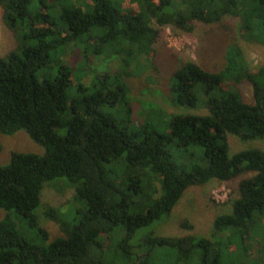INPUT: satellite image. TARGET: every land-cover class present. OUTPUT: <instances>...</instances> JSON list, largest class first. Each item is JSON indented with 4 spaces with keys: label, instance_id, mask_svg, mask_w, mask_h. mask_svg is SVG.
Listing matches in <instances>:
<instances>
[{
    "label": "trees",
    "instance_id": "obj_1",
    "mask_svg": "<svg viewBox=\"0 0 264 264\" xmlns=\"http://www.w3.org/2000/svg\"><path fill=\"white\" fill-rule=\"evenodd\" d=\"M123 1L92 0L86 10L77 0H0L2 23L15 39L14 49L0 56V134L25 131L44 149L11 152L0 166L6 212L0 264H149L156 248L167 249L177 264H218L220 241L195 235L132 241L168 216L187 188L245 175L231 213L214 219L213 235H240L244 242L264 235V150L230 156L227 138L264 141V66L251 70L235 47L220 72L186 61L172 74L171 103L208 114L167 115L149 106L139 127L124 82L167 25L190 32L195 21L234 17L246 42L264 46V0H137V12H126ZM71 46L86 62L116 51L117 70L105 66L92 85L76 83L64 57L53 61L57 50L65 55ZM242 80L251 85L253 104L228 89ZM62 179L74 189V209L69 218L46 211L64 234L49 240L36 215L40 191ZM111 240L112 251L105 246Z\"/></svg>",
    "mask_w": 264,
    "mask_h": 264
},
{
    "label": "rangeland",
    "instance_id": "obj_2",
    "mask_svg": "<svg viewBox=\"0 0 264 264\" xmlns=\"http://www.w3.org/2000/svg\"><path fill=\"white\" fill-rule=\"evenodd\" d=\"M83 9H89L92 0H77ZM137 0H124L126 12L138 10ZM0 7V56H4L15 47V39L1 20ZM235 47L239 52V61L246 63L251 70L264 66V46L246 42L240 34L239 20L226 17L216 24L192 23L191 31L186 32L172 25L159 28V35L151 46V53L142 55L130 70L131 75L124 79L127 84L132 106L133 126L139 127L149 106L161 108L165 114H208L206 109L177 108L171 103L170 81L173 72L184 62L192 61L208 72H220L226 65V53ZM57 50L53 61L64 57V62L71 68L76 83L90 86L95 75L108 70H117L118 59L112 58L116 51L108 49L100 56H91L89 62L81 58L79 48L68 47ZM106 66V67H105ZM54 67V66H53ZM54 72V69H52ZM42 75H38L41 79ZM228 89L238 94L246 104H253L251 85L245 81L229 82ZM229 155L243 150H264V141L259 139L240 140L228 135ZM11 152L42 155L44 149L35 143L25 131H18L11 136L0 134V166L10 160ZM179 166L188 168L186 157L175 153ZM236 180L220 182L212 180L201 186H192L185 190L171 213L153 225L136 232L132 243L141 236L180 238L195 235L211 241H220L218 264H264V235H251L247 240L240 235L223 233L213 235V221L217 216L230 214L231 204L238 197ZM62 180L51 181L40 191L41 204L36 210L39 225L44 228L49 240L62 237L59 224L46 217L49 208L57 209L61 215L69 218L74 209L72 201L74 189ZM6 212L0 209V219ZM260 219V218H259ZM259 221L264 223V218ZM106 248L114 249L113 241L105 243ZM149 264H177L174 256L167 250L156 248L149 258Z\"/></svg>",
    "mask_w": 264,
    "mask_h": 264
}]
</instances>
